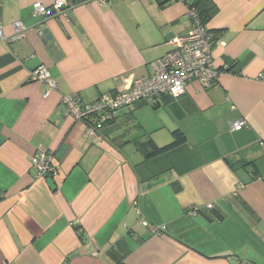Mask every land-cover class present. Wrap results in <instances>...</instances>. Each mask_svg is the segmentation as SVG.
I'll return each instance as SVG.
<instances>
[{"label":"crops","instance_id":"1","mask_svg":"<svg viewBox=\"0 0 264 264\" xmlns=\"http://www.w3.org/2000/svg\"><path fill=\"white\" fill-rule=\"evenodd\" d=\"M185 1L70 0L66 24L32 16L53 0H0L5 33L28 30L0 42V264H264V0H209L213 87L121 109L110 135L61 107L152 76L193 28ZM40 65L57 84L47 97L30 78ZM42 147L54 176L37 177Z\"/></svg>","mask_w":264,"mask_h":264},{"label":"built area","instance_id":"2","mask_svg":"<svg viewBox=\"0 0 264 264\" xmlns=\"http://www.w3.org/2000/svg\"><path fill=\"white\" fill-rule=\"evenodd\" d=\"M121 0H98L100 4L111 5ZM183 1V0H172ZM70 3L68 0H53L51 7L42 3L33 5L32 16L43 20L53 18L66 24L71 23ZM188 14L193 22L192 30L185 36L172 41L173 51L154 64V74L137 79L127 91H118L104 95L92 104H83L75 96L65 97L61 102L64 112L75 121L84 123L90 115L100 114L101 121L112 120L117 111L123 107L134 105L142 100L153 101L162 95L180 97L186 92L187 85L196 81L201 88L209 89L217 84L221 72L215 67L213 56V32L202 22L195 9L188 8ZM41 37L44 33L35 28ZM14 34L8 36L0 25V42L13 43L21 41L27 34V28L22 22L13 24ZM31 81L41 82L46 86L44 94L47 97L57 87L48 67L40 65L31 74ZM246 126L245 121L235 122L233 131H240ZM88 134L95 136L94 129L88 127ZM38 178L54 176L58 173L53 153L44 147L40 148L32 161ZM215 204H207V209H213ZM198 208H192L190 214L196 215Z\"/></svg>","mask_w":264,"mask_h":264},{"label":"trees","instance_id":"3","mask_svg":"<svg viewBox=\"0 0 264 264\" xmlns=\"http://www.w3.org/2000/svg\"><path fill=\"white\" fill-rule=\"evenodd\" d=\"M68 1L70 3V0H68ZM170 1H172V0H170ZM183 1H185V0H183ZM187 1L188 0H186L185 2L187 3ZM187 6L189 9L191 8V9H195L197 11V15L200 18V21L202 22V24H204V25H207L208 21L213 16L214 7L212 6V4L210 3L209 0H196V1H193L192 3H188ZM71 7H72V5L70 3L68 9H70ZM159 98H157L156 100H153V101L142 100V101L137 102L135 104H138L141 102H147V103L149 102L153 105L154 108H156L158 106L156 102ZM126 107H129V106H126ZM126 107H123L121 109H124ZM121 109H119V110H121ZM101 118L102 117L100 114L90 115L89 118L86 119L84 123L87 125V127L94 129L96 134L100 135L101 132H104L105 135H110V133H111L110 127L113 124H115V120L117 118V113L112 120L108 119V120L103 122V121H101ZM175 135L177 138L173 143H171V144H169L163 148H156L154 152L147 154V157L149 158L153 154L163 153V152L171 149L173 146H175L180 140L184 139V137L182 136V134L180 132H175ZM226 161L231 168H235V166H237V165L244 166L245 164H247L243 160L235 161L234 163L230 159H226Z\"/></svg>","mask_w":264,"mask_h":264},{"label":"water","instance_id":"4","mask_svg":"<svg viewBox=\"0 0 264 264\" xmlns=\"http://www.w3.org/2000/svg\"><path fill=\"white\" fill-rule=\"evenodd\" d=\"M43 33H44V35H46L47 39L49 40V39H50V36H49V34H48V31L45 30Z\"/></svg>","mask_w":264,"mask_h":264}]
</instances>
